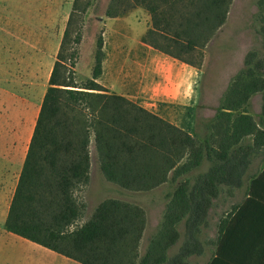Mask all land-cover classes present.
Listing matches in <instances>:
<instances>
[{
	"label": "trees",
	"instance_id": "1",
	"mask_svg": "<svg viewBox=\"0 0 264 264\" xmlns=\"http://www.w3.org/2000/svg\"><path fill=\"white\" fill-rule=\"evenodd\" d=\"M232 2L111 0L106 16L144 8L152 27L142 40L198 66L203 54L201 62L193 55L225 24ZM91 3L73 1L6 229L82 264H189L192 256L205 252L207 242L201 234L209 225L214 199L257 174L250 172L251 163L264 143V130L248 105L254 94L264 93V51L252 49L246 54L244 66L232 77L208 124L209 133L198 137L98 81L105 58L102 33L97 37L92 77L77 82ZM258 6L264 50V0ZM249 135H254L252 144L245 142ZM92 140L104 176L122 188L150 191L169 180L175 184L167 195L161 227L144 255L140 244L146 212L135 203L107 198L79 223L85 204L77 191L90 182ZM205 163L207 170L199 171ZM228 217L219 224V245Z\"/></svg>",
	"mask_w": 264,
	"mask_h": 264
},
{
	"label": "crops",
	"instance_id": "2",
	"mask_svg": "<svg viewBox=\"0 0 264 264\" xmlns=\"http://www.w3.org/2000/svg\"><path fill=\"white\" fill-rule=\"evenodd\" d=\"M73 1L50 0L46 5L43 23L51 24L52 28L44 29L40 39L37 38L39 49L46 50L54 41L53 52L57 55ZM139 8L142 7L115 17L100 18L105 58L98 81L111 92L126 96L192 134L204 133L205 125L215 117L232 77L241 68L237 59H233L229 48L216 52L211 75L207 77L205 63L202 67L193 66L142 40L152 24L150 13L142 8L146 11L145 23L141 30L134 31L129 16ZM87 36H83L80 45V58L81 46ZM29 42L26 39L27 49ZM40 44L43 45L39 47ZM244 56L241 54V61ZM263 103L264 93L259 92L250 98L248 105L249 113L262 130ZM13 116L7 109L0 111V119H3L0 124V264H82L6 229V219L38 114L30 136L27 120ZM8 134L12 138L8 139ZM7 140L9 142L5 143ZM245 142L254 143V135L247 136ZM258 151L250 170L252 173L257 171L256 176L246 180L241 187L221 192L214 199L213 208L217 202L220 207L229 204L218 221L217 236L220 221L229 216L221 245L217 244V239L214 242L211 258L214 264H264V143Z\"/></svg>",
	"mask_w": 264,
	"mask_h": 264
},
{
	"label": "rangeland",
	"instance_id": "3",
	"mask_svg": "<svg viewBox=\"0 0 264 264\" xmlns=\"http://www.w3.org/2000/svg\"><path fill=\"white\" fill-rule=\"evenodd\" d=\"M49 1L0 0V111L7 109L8 112H12L13 117H23L27 120L29 136L56 60L53 52L56 42H50V47L46 50L37 47V38L40 39V34L44 32V29L52 28L51 24L43 23V11ZM258 1L233 0L225 24L216 32L207 46L201 49L203 52L201 50L195 52L193 58L198 62L202 61L197 67H202L205 63L207 77L211 75L215 53L220 50L231 49L233 59L235 61L237 59L241 68L244 66L241 54L246 56L252 49L263 53L262 35L259 32L261 21ZM91 2L85 15L83 28V36L85 34L88 36L81 46V58L77 65V82L80 84L92 77L97 37L102 33L103 26L100 18L106 17V11L111 4V0H91ZM145 13L144 9L139 8L129 16L134 31L142 29ZM26 39L30 40L28 49L25 46ZM41 45L43 44L39 47ZM2 122L3 119H0V124ZM209 122L205 125L204 133L194 135L206 136L209 133ZM7 138H12V135L8 134ZM8 142L7 140L5 143ZM90 149L92 154L90 182L77 191L78 199L85 204L83 217L79 223L88 220L98 204L107 198L135 203L146 212L147 224L140 244V253L144 255L152 237L161 227L169 201L167 195L174 191L175 184L169 180L150 191L122 188L109 181L101 171L94 140ZM0 152L2 153V150ZM208 165L206 163L199 171L207 170ZM228 205L220 207L217 202L212 209L209 225L201 234V238L207 242L205 252L200 256H192L189 264H208L211 260L214 242L217 239L218 221L228 210ZM180 243L181 241L173 247L171 253L177 251Z\"/></svg>",
	"mask_w": 264,
	"mask_h": 264
}]
</instances>
